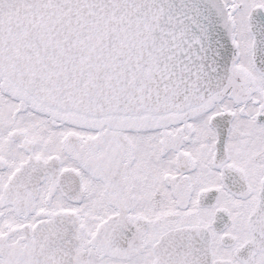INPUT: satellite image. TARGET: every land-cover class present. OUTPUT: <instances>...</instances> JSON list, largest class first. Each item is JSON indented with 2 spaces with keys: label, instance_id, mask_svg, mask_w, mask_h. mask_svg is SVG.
Instances as JSON below:
<instances>
[{
  "label": "snow or ice",
  "instance_id": "1",
  "mask_svg": "<svg viewBox=\"0 0 264 264\" xmlns=\"http://www.w3.org/2000/svg\"><path fill=\"white\" fill-rule=\"evenodd\" d=\"M0 264H264V0H0Z\"/></svg>",
  "mask_w": 264,
  "mask_h": 264
}]
</instances>
